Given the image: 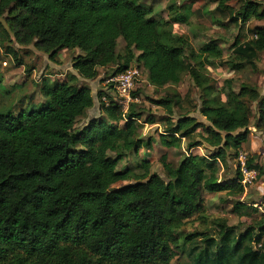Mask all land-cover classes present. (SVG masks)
<instances>
[{
	"label": "trees",
	"instance_id": "1",
	"mask_svg": "<svg viewBox=\"0 0 264 264\" xmlns=\"http://www.w3.org/2000/svg\"><path fill=\"white\" fill-rule=\"evenodd\" d=\"M216 1L223 15L230 10L234 25L264 21V0ZM234 3L239 9L231 8ZM169 10L166 20L137 0H0V28L10 41L34 45L53 62L65 50L82 53L73 60L78 76L44 83L40 107L18 116L0 112V264H172L176 249L186 251L191 264H264L262 224L240 229L218 219L214 233H179L203 214L204 193H244L240 167L228 183L219 180L218 169L249 141L254 107L255 128L264 131V95L248 84L236 92L228 82L224 101L205 74V60L223 58L220 42L212 39L199 51L182 37L172 44L174 24L190 25L193 11L174 4ZM248 34L253 38H237L226 61L233 72L257 69L264 53V27ZM120 39L126 42L124 57L117 51ZM6 50L18 56L14 48ZM134 62L156 88L178 86L189 74L201 94L200 106L188 111L186 98L176 93L155 102L170 116L175 108L185 110L176 122L167 120L162 140L168 148L186 141L189 152L203 143L213 149L209 158L189 153L177 168L164 156L168 182L152 175L145 159L139 163L144 175L119 168L128 154L153 148L138 137L144 110L135 103L124 112L105 93L104 117L76 131L95 106L92 89L80 79L95 80L101 69L115 66L111 75L120 74ZM197 111L209 126L191 116ZM146 123L157 124L154 118ZM246 167L254 169L251 160ZM127 181L135 184L114 187ZM236 209L248 208L237 202Z\"/></svg>",
	"mask_w": 264,
	"mask_h": 264
},
{
	"label": "rangeland",
	"instance_id": "2",
	"mask_svg": "<svg viewBox=\"0 0 264 264\" xmlns=\"http://www.w3.org/2000/svg\"><path fill=\"white\" fill-rule=\"evenodd\" d=\"M137 1L152 8L155 18L166 20L171 18L169 7L172 4L180 11H183L185 6H192L193 15L190 19V25L174 24V32L171 36L172 44H176L177 38L182 37L192 45L194 50L199 51L212 39L219 41L223 49L222 60L212 62L205 60V74L215 82V86L219 90L218 94L226 101L222 90L228 86V82H233V88L236 92L240 91L242 84H248L256 87L264 95V53L259 56L255 70L246 68L240 72H233L225 65L232 56V47L236 39L240 38L242 42L251 40L253 36L248 34V29L264 27V21L251 20L246 27L234 25L230 22L232 16L230 10L225 11L226 14L223 15L216 0ZM239 7L240 4L238 3L231 4V8L239 9ZM3 23L4 27L8 29L6 23L4 21ZM7 47L14 48L18 56L9 54L6 50ZM117 51L121 56H125L126 42L123 39L119 40ZM135 53L136 55L139 54L137 51ZM81 54L79 50H65L60 52L56 61L53 62L50 55L39 51L34 45L21 46L15 39L10 41L3 29L0 28V112L12 111L14 115L18 116L22 111H32L40 107L46 102L42 93L44 83L48 82L52 85L56 82L67 81L69 75L78 76L73 69V60ZM18 60H22L23 65H19ZM120 63L123 64V61ZM117 68L115 66L101 69L99 77L95 80L80 79L83 85L92 89L95 106L79 119L76 125L77 132L83 130L90 121L104 117L102 104L109 102L106 101L104 94L107 93L114 98L113 91L106 84V80ZM134 68L141 71L136 91L133 93V95L137 94L134 97L135 104L140 111L144 110V116L140 120L141 127L138 131V137L143 142L151 141L153 148L151 150L143 149L139 154H135V152L128 154L120 163L119 168L120 170H133L139 176L144 175L145 171L139 167V163L145 159L151 163L150 173L158 175L168 182L169 179L162 163L164 156H167L168 162L177 168L189 153L198 157L209 158L213 154V149L203 143L201 147L194 148L189 152L186 141H183L180 148H168L162 140V135L165 134L167 128V120L176 122L185 110L175 108V115L170 116L166 109L158 106L155 102L171 97L176 93L181 98H186L184 108L188 111L196 105L200 106L201 94L189 74L184 76L182 83L178 86L156 88L150 84L148 72L140 67L137 62H134L130 69ZM253 112L255 116L252 119L249 141L242 146L237 157H234V152L231 151L227 165L220 163L218 169L219 180L228 183L237 179L238 169L239 167L242 168L243 163L240 161L239 155L244 157L245 166L247 161L251 160L254 169L248 170L252 175L246 183L242 182L244 193L240 196L230 193H204L203 214L192 218L179 233L183 235L204 231L214 233L216 230L215 221L218 219L225 220L228 225L240 229L258 224L264 225V131L261 132L255 128L258 117L256 107H254ZM191 116L205 126L210 125L199 111L191 114ZM149 118H154L157 124L146 123ZM199 134L205 135L203 129L199 131ZM198 141L202 140L198 137ZM109 156L115 158L116 154L109 153ZM132 184L135 182H119L114 187L120 189ZM237 202L243 203L248 209L246 211L237 210ZM175 254L172 264H191L186 251L176 249Z\"/></svg>",
	"mask_w": 264,
	"mask_h": 264
},
{
	"label": "built area",
	"instance_id": "3",
	"mask_svg": "<svg viewBox=\"0 0 264 264\" xmlns=\"http://www.w3.org/2000/svg\"><path fill=\"white\" fill-rule=\"evenodd\" d=\"M141 76V71L138 68L129 69L120 74L111 75L106 80V84L112 89L113 97L119 107L124 112H127L132 104L136 102L134 99V91L137 87L138 78ZM240 161H242L241 172L243 173V181L246 183L248 178L252 175L245 166L244 157L239 155ZM244 165V166H243Z\"/></svg>",
	"mask_w": 264,
	"mask_h": 264
}]
</instances>
